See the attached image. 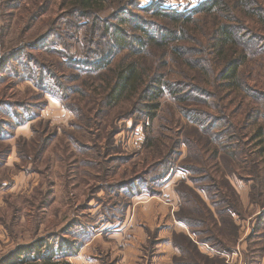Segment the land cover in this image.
I'll return each instance as SVG.
<instances>
[{
  "label": "rangeland",
  "instance_id": "rangeland-1",
  "mask_svg": "<svg viewBox=\"0 0 264 264\" xmlns=\"http://www.w3.org/2000/svg\"><path fill=\"white\" fill-rule=\"evenodd\" d=\"M149 1H142V5ZM161 1L166 9L186 12L206 0ZM66 6L62 0H0V264H47L44 259L32 262L33 256L28 254L29 248L35 251L40 242L47 244L49 253L60 245L82 246L76 256L58 261L69 264H87L88 259L90 264H180L182 260L210 264L206 255L218 257L224 264H264V224L255 230L264 212V160L258 158L255 166V156L248 152L252 150L248 135L256 130L255 125L264 127V61L247 60L242 83L258 99L244 97L242 103H232L229 115L235 130L230 131L236 136L231 144L223 139L225 135L222 137L224 143L228 142V150L218 149L214 142L206 143L201 136V149H188L179 143L168 178L158 181L169 165L164 162L170 157L168 153L176 149L170 139H181L184 131L191 130L174 102L163 99L159 119L144 129L142 122L128 114L94 109L93 101L79 99L82 95L76 94L70 104L60 95L45 93L28 78H17L12 64L7 68L13 53L27 49L32 57L54 63L50 64L58 75L71 78L69 84L81 83L83 78L75 77L63 55L29 49L53 29L55 21L66 18ZM254 31L264 34L259 26ZM20 65L19 60L14 63L15 67ZM38 102H44L42 108L37 107ZM18 103H28L33 109L31 115L24 113L27 120L22 126H17L15 116L5 114L1 106ZM72 107L81 112L80 120ZM235 109L237 112H233ZM218 114L228 118V111ZM249 115L251 121L246 118ZM48 137L52 140L41 149V140ZM150 139L155 140L147 145ZM110 144L112 147H108ZM188 158L197 166L204 162L211 171L216 169L213 164H219L236 189L242 214L239 212L235 221L243 226L238 240L230 242L233 237L228 214H216L220 207H214L207 195L189 181L191 174L178 166ZM183 181L215 213L218 226H211L205 211L199 212L197 203L189 201L193 218L205 220L206 225L198 231L205 228L213 232L215 227L223 234V245L228 243L223 247L232 248L231 254L217 253L207 244L197 243L202 251L196 252L200 258L191 250L182 257L173 246L174 234L196 240L175 218L182 204L177 187ZM222 191L228 195V203L218 199L214 191L210 193L214 203L227 210L231 208L230 192L225 188Z\"/></svg>",
  "mask_w": 264,
  "mask_h": 264
},
{
  "label": "trees",
  "instance_id": "trees-1",
  "mask_svg": "<svg viewBox=\"0 0 264 264\" xmlns=\"http://www.w3.org/2000/svg\"><path fill=\"white\" fill-rule=\"evenodd\" d=\"M142 1L62 0L63 5H67L66 18L55 21L53 29L29 46V49L63 55L75 77L83 78L81 83L69 84L68 79L71 78L65 74L58 75L50 64L52 62L44 63L32 57L27 49L13 53L7 61V68L12 64L10 66L17 78H28L45 93L60 95L70 104L76 94L82 95L78 96L79 99L93 101L94 109L102 107L122 115L128 114L142 122L144 129L159 119L160 111L164 108L163 99L174 102L185 120V126L191 130L186 133L184 131L181 139H170L176 149L168 153L170 157L164 162L169 165L165 166V173L156 179L163 182L175 165L179 143L188 149L200 148L201 136L206 143L214 142V146L225 152L228 150V142L231 144L236 136L230 131L235 130L229 115L232 103L237 100L242 103L244 97L258 99L256 93L242 82L248 58L255 62L264 61V34L254 31L258 26L264 31V0H206L186 12L166 9L161 0H150L146 6L142 5ZM248 23L252 24V28ZM18 60L21 65L15 67L14 63ZM36 104L42 108L44 102ZM1 106L5 114L15 116L17 126H22L27 120L24 113L31 115L33 111L28 103ZM72 108L77 120H80L81 112L76 107ZM166 109L173 112L168 106ZM227 111L228 118L218 114ZM233 112H237L236 109ZM255 116L260 120V116ZM252 124L255 125L254 122ZM255 127L256 130L248 135V143L252 147L248 152L252 151L257 157H254L256 166L258 158L260 162L264 160V127ZM228 133L231 134L229 138ZM223 136L227 143L223 142ZM50 140L51 137L42 139L41 149ZM150 140L147 145L155 139ZM216 154L215 151L213 159H216ZM230 155L235 157L234 153ZM188 161L189 158L178 166L191 174L189 181L207 195L214 207H220L216 209V214H228L230 237H233L230 242L238 240L239 230L243 226L235 221V217L241 213L238 210L236 189L228 182L219 164H213L216 169L211 171L205 168L204 162L197 166L195 161ZM251 166L250 157L249 167L253 170ZM224 188L230 192L232 209H221L223 205L215 204L212 199L210 192L214 191L218 199L228 203V195L222 191ZM252 189L256 190L255 187ZM177 193L182 204L175 218L196 237L195 240L189 235H173V246L180 250L182 257L190 254L191 250L200 258L196 253L200 250L197 243L207 244L217 253L231 254L232 248L223 247L228 246V243L223 245V234L217 232L215 227V232L214 229L213 232H206L205 228L198 231V228L206 225L205 220L193 218L194 212L189 201L197 203L199 212L205 211L207 219L213 223L211 226H218L215 213L203 197L186 181L180 183ZM263 224L264 212L259 215L255 230L263 227ZM81 247L70 245L67 248L60 245L49 253L47 244L40 242L35 251L34 247L29 248L28 254L33 256L32 262L44 259L47 264H69L58 261L76 256ZM44 249L48 253L44 254ZM205 257L210 259L206 260L210 264H224L218 257ZM195 262L182 260L180 264Z\"/></svg>",
  "mask_w": 264,
  "mask_h": 264
},
{
  "label": "crops",
  "instance_id": "crops-1",
  "mask_svg": "<svg viewBox=\"0 0 264 264\" xmlns=\"http://www.w3.org/2000/svg\"><path fill=\"white\" fill-rule=\"evenodd\" d=\"M174 230H176V229H174ZM168 245H170V244H168ZM168 247H169V246H168ZM171 250H172V248H171ZM172 252H173V251H172ZM232 252H233V251H232ZM169 254L171 255L170 247H169ZM80 256H81V255L77 256L75 259L80 258ZM164 258H168V257H164ZM87 264H90V260H89V259L87 260Z\"/></svg>",
  "mask_w": 264,
  "mask_h": 264
}]
</instances>
